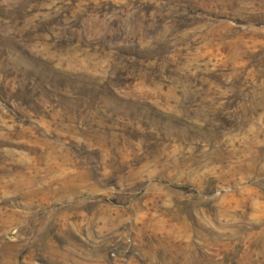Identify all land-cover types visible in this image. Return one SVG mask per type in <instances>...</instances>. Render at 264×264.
Segmentation results:
<instances>
[{
    "label": "rangeland",
    "instance_id": "obj_1",
    "mask_svg": "<svg viewBox=\"0 0 264 264\" xmlns=\"http://www.w3.org/2000/svg\"><path fill=\"white\" fill-rule=\"evenodd\" d=\"M0 264H264V0H0Z\"/></svg>",
    "mask_w": 264,
    "mask_h": 264
}]
</instances>
